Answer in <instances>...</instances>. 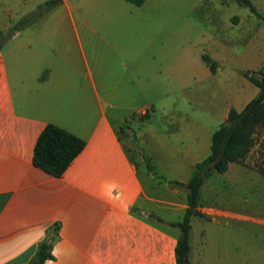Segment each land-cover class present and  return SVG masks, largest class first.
<instances>
[{"label":"crops","instance_id":"obj_1","mask_svg":"<svg viewBox=\"0 0 264 264\" xmlns=\"http://www.w3.org/2000/svg\"><path fill=\"white\" fill-rule=\"evenodd\" d=\"M43 1L0 0V32ZM251 1L262 17L248 6L238 8L236 0L230 8L207 10L204 40L214 51L201 53L218 61L215 72L205 62L186 69L178 50L170 61L162 34L167 23L147 24L146 32H138L135 22L122 23L131 12L136 21L129 0H59L13 32L0 48V264L25 263L54 226V256L45 264H175L179 227L172 222L187 207L186 189L162 183L148 170L142 176L121 129L138 140L135 150L170 160L171 177L187 181L194 164L208 154L214 128L231 106L240 110L250 98L229 95L211 110L189 99L183 106L167 105L165 97L182 94L184 85L201 75H219L233 56L248 64L235 67L242 85L253 84L242 71L264 64V0ZM156 84L159 118L151 97L131 105V117L121 114L128 106L124 97L144 96ZM162 119L178 131H168ZM49 123L84 141L59 175L33 161L37 138ZM244 167L231 161L207 177L220 172L238 178ZM207 187L216 194L212 183ZM158 188L163 193H156ZM198 209L203 215L190 220L191 264H244L238 243L224 246L226 233L208 232L203 224L243 228L248 215L226 198L202 201L200 195ZM195 218L203 221L196 232Z\"/></svg>","mask_w":264,"mask_h":264},{"label":"rangeland","instance_id":"obj_2","mask_svg":"<svg viewBox=\"0 0 264 264\" xmlns=\"http://www.w3.org/2000/svg\"><path fill=\"white\" fill-rule=\"evenodd\" d=\"M235 0H147L143 5L138 6L133 3L130 4L131 8L135 9L136 21L133 20L132 12L129 14V19H125L122 16L121 22L137 23L138 32H146L145 25L147 24H163L167 23V30L163 31V35H167V53L171 61L172 57L178 54L183 55L185 58L186 69L193 63L201 64L205 66L200 53L203 48H206L209 52L214 51L208 46L205 36L209 33V23L206 21V12L210 9L216 8H230L234 4ZM238 8L245 7V5L238 4ZM219 17V16H218ZM164 48V46H163ZM97 51L104 52L103 48L96 47ZM163 49V55H164ZM232 57L231 60L224 61V67L220 71L219 75H212L205 77L201 75L199 81L196 83H190L184 85V92L176 97L171 95L165 97L164 102L167 105H186L187 100L191 102H200L202 107H209L211 110L221 107L224 100L229 95H242L241 100L251 99L258 92V87L253 84L242 85L243 77L236 72L235 67L248 65L247 63L238 62L239 57ZM105 60H112L110 55L104 54ZM189 80L186 79L185 83ZM245 82V81H244ZM159 86L153 85L152 88H147L144 96L140 95H127L124 97L128 105L126 108L121 109V114L125 117H131L135 113V108H130L131 105L142 101L145 97H151L154 100L156 106V115L159 118L160 112L158 111V92ZM192 92H195L192 94ZM123 121V120H122ZM121 121H116L118 125ZM164 120H161V123ZM222 122V121H221ZM219 122V123H221ZM168 126V131H173L175 125L173 123L164 122ZM178 131L177 129H174ZM121 134L126 141L127 147L131 155L136 157L138 161V169L142 176H145L147 171L146 162L142 158V153L149 155L148 152L138 148L135 150L134 144L138 141L133 140L128 135L127 129L122 128ZM135 150V151H134ZM155 171L162 176L155 178L166 183L167 179H173L171 177L172 166H170V160H161L158 158H152ZM248 169H244V173L238 175V178L233 176L229 179L227 173L216 172L213 176L207 177V185L202 188L200 192L202 201L212 200H232L238 204L239 211L248 215V219L245 223L243 221V228L233 226H216L211 222L199 220L195 218L193 220L194 231L202 229L203 225L208 232H224L226 236L222 238L224 246L231 247L232 243H238L239 247L243 249V262L246 264H264V125L260 126L255 133V141L250 151L240 162ZM244 167V168H245ZM211 183L216 188V194L210 191ZM159 189V188H158ZM156 190V193H163V190ZM155 192V191H154ZM215 193V192H214ZM203 225H202V224ZM163 225H166L163 223ZM246 226V228H245ZM172 227V226H170ZM222 228V229H221ZM247 252V255H246ZM235 256V255H234ZM233 255H227V258H233ZM239 258L241 255H238Z\"/></svg>","mask_w":264,"mask_h":264},{"label":"trees","instance_id":"obj_3","mask_svg":"<svg viewBox=\"0 0 264 264\" xmlns=\"http://www.w3.org/2000/svg\"><path fill=\"white\" fill-rule=\"evenodd\" d=\"M136 5H141L145 0H129ZM59 0H45L35 9L23 16L12 29L0 32V48L13 32L34 21L53 7ZM241 5L248 6L254 13L262 17L251 0H236ZM202 60L215 72L218 61L207 52L201 53ZM251 82L258 87L255 96L249 99L240 110L231 106L227 117L219 123L211 134L210 149L206 156L194 164V170L190 178L185 181L167 179L169 184L184 186L186 189L187 207L182 218L173 224L179 227V234L175 246V264H191V217L203 215L198 209L201 187L206 177L213 171H224L229 162H241L255 141V133L264 125V64L257 69L242 71ZM84 144L83 139L72 132L57 126L47 124L39 134L34 146V163L53 175L61 174L72 158L80 151ZM142 158L146 162L147 170L155 176L162 175L155 171L151 157L142 152ZM264 172V171H263ZM58 226H54L36 246L32 256L23 264H45L52 258V246L57 236Z\"/></svg>","mask_w":264,"mask_h":264},{"label":"built area","instance_id":"obj_4","mask_svg":"<svg viewBox=\"0 0 264 264\" xmlns=\"http://www.w3.org/2000/svg\"><path fill=\"white\" fill-rule=\"evenodd\" d=\"M145 112H146V109H141V110H140V113H141V114H143V113H145Z\"/></svg>","mask_w":264,"mask_h":264}]
</instances>
